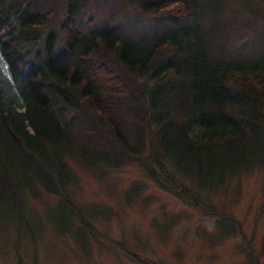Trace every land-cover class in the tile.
<instances>
[{"label":"trees","instance_id":"1","mask_svg":"<svg viewBox=\"0 0 264 264\" xmlns=\"http://www.w3.org/2000/svg\"><path fill=\"white\" fill-rule=\"evenodd\" d=\"M69 163L99 183L134 166L239 231L227 213L238 195L219 193L239 194L253 170L264 189V0H0V251L13 240L12 264L26 242L37 264L44 228L59 238L72 217L73 234L98 242Z\"/></svg>","mask_w":264,"mask_h":264},{"label":"rangeland","instance_id":"2","mask_svg":"<svg viewBox=\"0 0 264 264\" xmlns=\"http://www.w3.org/2000/svg\"><path fill=\"white\" fill-rule=\"evenodd\" d=\"M69 167L76 175L75 201L84 216L90 214L85 219L98 242H84L81 235L73 234L75 226H71L80 225L73 217L69 233L66 222H59L63 232L59 238L44 226L37 241V264H135L127 253H134L138 260L172 264H264V189L262 175L255 170L239 178V194L232 186L220 190L221 197L238 195L237 200L232 197L227 202V213L230 211L239 231L228 236L224 232L233 228L230 222L215 227L211 218L159 190L134 166L108 173L103 183L96 181L98 174L90 172L91 176L73 163ZM134 184L139 194L133 200L126 193ZM44 202L37 201L30 209L41 214L40 221L48 222L49 210ZM5 238L0 258L6 255L7 259L1 264H12L13 240ZM32 253L28 242L21 243L25 264L31 261Z\"/></svg>","mask_w":264,"mask_h":264}]
</instances>
